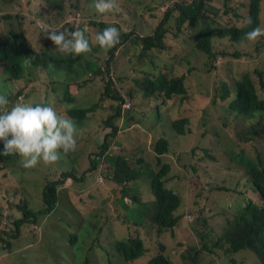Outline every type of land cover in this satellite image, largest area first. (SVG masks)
I'll list each match as a JSON object with an SVG mask.
<instances>
[{"label": "trees", "instance_id": "16d2710c", "mask_svg": "<svg viewBox=\"0 0 264 264\" xmlns=\"http://www.w3.org/2000/svg\"><path fill=\"white\" fill-rule=\"evenodd\" d=\"M5 1L19 3V0ZM53 1L63 4L61 12L76 11L72 9L69 0ZM86 1L88 5H92L94 0ZM116 1L123 5L126 0ZM127 1L128 4L123 5L126 6L124 10L123 6L116 10L115 19L112 21L86 17L83 13L81 21L76 26H71L72 31L80 29L84 32L87 27H101L102 31L107 22H111L121 32L119 42L107 49V59L104 62L99 60V56L96 61L80 56L86 61H80L83 68L95 72V75L90 74L89 81L98 76L102 78L100 96L93 102L83 105L74 99L70 88H66L63 96L54 89V94L49 92L38 102L32 103L28 100L27 89L36 79L50 86L51 71H46L45 68L50 63H55L59 56L52 54L56 46L48 39L44 30L55 28L64 31L55 27L61 14L46 17L43 9H37L41 25L36 26V29L46 34L43 50L36 49L25 40V43L19 42L15 48L4 49L0 54V61H8L16 71V60L23 52H27L31 64L34 65L28 71L27 68L13 75L11 81L25 80L15 92L9 86L0 88V93L7 95L9 100L6 108L16 103L51 105L60 114H66L73 119L77 139L76 149L67 153L61 151L58 159L67 156L72 164L70 168L47 172L44 171L43 161L30 168L38 171L45 181L42 192L43 205L32 207L28 199L19 204L22 216L15 220L14 232H0V260L8 257L14 247V251L22 253L18 258L11 259L8 264H30L27 258L29 252L34 264H46L48 253L43 252L40 244L44 235H48L46 240L52 245L51 257L63 254L67 245L75 246L82 238L83 244H98L110 255V250L102 243V235L111 229L117 236L113 242L114 250L130 264H210L212 260L207 258V252L217 250L221 255L234 259L237 252L245 249L255 252L264 264V159L260 148L253 144L264 136V98L258 87V84H261L264 88V69H257L260 76L258 81L253 78L251 71L234 74L228 78H215L211 104L201 110H205V114L213 123L221 121L222 128L213 129L212 132L220 144L224 143V138L230 141L228 145H223L226 148L224 166L233 168V161L244 171L243 183L245 186H251L255 198L239 211L226 217V225L221 235L212 231L215 246L212 247L202 238L203 246L199 247V243L194 242L185 247L186 240L178 238V229L185 215L192 213L196 218V213L193 212H196L195 204L201 195L198 190L199 182L205 176V167L210 162L202 160L204 157L216 161L219 159L208 144L210 138L206 136L210 129L199 138H193L196 134L192 119L194 98L199 97L204 101L203 98L208 97L205 91L202 93L191 89V82L196 78L199 83L200 72L204 69L224 70V66L220 67L216 63L220 57L253 58L255 53L263 50L264 42L261 43L260 39L264 35L256 38L259 42L256 43L255 49L249 48L252 40L245 37V33L253 28H262L263 0L239 3H234L235 0L232 3L231 0H220L221 3L219 0H193L187 3L176 2L174 8H171L166 0ZM216 3H220V6L216 7ZM155 10H163V14L159 16L158 23L152 27L151 32L143 36L144 22L146 20L147 26L149 17H157ZM219 11L220 14L226 15L222 21L218 20ZM102 15L106 16L107 12ZM248 17L252 18L251 24L246 23ZM237 18L244 23L237 25ZM32 21L36 19L33 18ZM187 30L193 33L196 41L190 50L185 51L184 42L177 36ZM139 40L142 44L139 53L117 60L126 48ZM90 43L96 51L102 49L95 43V37ZM238 43H244L245 47L232 49V45ZM153 54H163V58L156 61L151 57ZM155 63H158V69L152 67ZM39 65L42 67H36ZM145 66L148 68L144 69ZM138 70L144 73L143 76H135ZM131 77L143 92L140 94L141 98H148L152 111L158 114L160 120L168 117L169 121L163 118L160 122L157 118L153 125L148 126V131L143 133L135 128L134 117L129 116L130 113L126 110L129 109V103L130 107L133 104L134 109V100L139 97L134 86L126 82ZM108 99L113 101L114 110L106 117L95 114L98 108L107 107V102L104 101ZM128 100L131 102H127ZM215 115L218 117L215 118ZM205 124L209 125L210 122L205 119ZM108 128L110 134L106 135L104 143L99 145L96 136ZM231 131L233 134H230ZM108 137L116 139L117 143L119 140L123 145L116 143L114 158L99 160L100 148L102 153L109 148L106 142ZM252 146L255 147V155L248 152ZM2 147L0 143V148ZM150 149H153L152 156L157 165L149 170V174L142 175L140 168L146 162V151ZM199 164L204 169L199 170ZM0 171V178L6 179L9 186L16 185L17 181H26V170L18 154L0 155ZM16 172L19 173L18 176ZM99 175L113 182L114 187L107 189L104 186L98 190L101 185L98 182ZM144 176L147 178L144 179ZM2 188L3 186L0 191ZM143 188L146 192H143ZM223 189L229 190L231 187L224 186ZM82 190L85 191L81 192ZM108 192L112 194V200L102 197ZM122 198L127 199L129 205H126ZM121 199L128 210L121 206ZM98 206L104 207V210L103 216L96 218L94 210L98 209ZM5 208V204L0 206V216H3ZM73 210L84 215V221L78 231L70 230L66 235L42 232L31 240L28 247L32 248L25 252L15 245L14 241L20 235L24 224L36 223L41 215L45 214L49 215L45 227H62L67 224L62 211H68L71 215ZM55 213L61 216L57 222H51L50 218ZM201 220L207 222L205 216L199 215L196 224ZM196 233L202 236L201 230L197 228ZM3 250L6 252L1 253Z\"/></svg>", "mask_w": 264, "mask_h": 264}, {"label": "rangeland", "instance_id": "374dc122", "mask_svg": "<svg viewBox=\"0 0 264 264\" xmlns=\"http://www.w3.org/2000/svg\"><path fill=\"white\" fill-rule=\"evenodd\" d=\"M190 1L193 0H166V3L170 5L171 8H174L176 2L187 3ZM241 1L248 2L249 0H235L234 3H239ZM69 2L73 6L72 9L76 10L75 13H71L70 11H68L67 13L66 11L61 12V7L63 6V4L61 2L59 4H56L53 0H30V3H28V0H19V3L17 4H13L5 0H0V39L5 37L6 34H8L11 30H15L18 33L22 34L25 39L31 44V46L35 47L38 50H43V43L46 34H42L40 30L36 29V26L41 25L39 23L41 21V17L37 14L38 8L45 11L46 17L61 14V18L57 21L55 27L62 28L68 33L72 31L71 26H76V24L81 21L83 13L86 17H96L97 19L104 18L108 21H112L115 19V15L107 14L106 16H103L102 14H98L94 8V2L92 5H88L86 0H69ZM219 2L221 3L220 0ZM232 2L233 0L230 1V3ZM220 3H216L215 6L219 7ZM126 4H128L127 0L123 2V5ZM125 7L126 6H123V10L125 9ZM28 9H30L31 12L28 13ZM213 9L216 11L215 7H213ZM154 13L157 14V17H149L147 26L145 25L146 20L144 22L143 36H146L149 32H151L152 27L158 23L159 16L163 14V10H155ZM262 14L263 20L261 24L262 28H264V0L262 3ZM25 17H27L28 19H25ZM33 18H35L36 21L33 22ZM225 18L226 15L224 13L220 14L219 11L218 20L222 21ZM243 23L244 22L242 20L237 18V25H242ZM87 29L92 30L93 28L87 27ZM177 38L180 41L184 42L185 51L190 50L196 41V37L190 30H187L186 32L180 34L179 36H177ZM256 40L257 39L252 40V44L249 46L250 49H255L256 43L259 42V40ZM260 40H262L261 43H263L264 37ZM244 47V43L232 45V49ZM141 49L142 44L141 40H139L136 44H133L126 48V50L123 51L122 56H120L117 60L133 53H139ZM106 51L107 50L103 48L97 51L96 56L93 58L94 61H96V57L99 56V60L101 62H104L107 59ZM52 54L54 56L66 55L58 52L57 49H54ZM151 57L156 59V61H161V59L163 58V54H153ZM88 59L92 58L88 56ZM23 60L25 62V59ZM216 63H218L220 67L224 66V70L218 71L210 68L204 69L200 72L199 83L197 82L196 78H194L191 82V89L198 90L202 93H204L205 91V94L208 97L203 98L204 101L200 100L199 97L194 98L192 106L194 116L192 117V119L196 134L193 138H199L206 132L207 129H210V132L206 136L207 138H210L208 139V144L209 146H211L214 153L219 156V159L216 161L215 159L210 160L204 157V159L202 160V162H210H208L205 167V176L199 182L198 190L201 192V195L199 200H197V203L195 204L196 212H193L196 213V218L195 214L191 213L192 219L195 218V220H190L189 213H187L185 215V218L182 220L180 228L178 229V238L186 240L185 247L191 246L194 242L199 243V247L203 246V240H201L202 238L207 241L212 247L215 246L212 231L217 235H221L223 233V227L226 225V217L231 216L235 212L239 211L247 203L255 198L251 192V186H245L243 183L244 171L240 169V167L235 165L233 161H231V165H233V168H226L224 166V163L226 162V148H224L223 145H228L230 141L228 138H224V143L220 144L218 139L213 135L212 132L213 129L222 128L221 121L217 120L213 123L212 120H209L208 116L205 114V110H201L202 108L204 109L205 106H209L211 104L210 100L213 97V83L215 78H228L229 76H232L234 74H243L245 71H251L253 73V78L258 81V78H260V76L257 73V69H264V48L260 52L255 53V57L253 58L246 56H242L240 58H235L233 56H229L226 58L220 57L217 59ZM55 64L56 63H50L48 66H46V71H52L53 65ZM78 64L79 61L69 67L68 64L65 63L63 64L62 69L58 71V73L63 78H71V76L73 75V71L76 68H79ZM38 67L42 66L39 65ZM152 67L158 69V63H155V65ZM147 68V66L144 67V69ZM83 71L85 74L84 78H75L71 80L68 87L65 86V83L54 81V78H49L50 86H47L46 84L39 81V79H36L27 89V94L29 96L28 100H30L31 102L40 101L43 97L48 95L49 92L50 94H54L55 90L60 94V96H63L66 88H70L72 90V93L74 94V99L79 100L80 103H83V105L85 103H90L97 100L100 96L102 78L98 76L93 81H89L88 77L90 76L91 71L88 69H84ZM1 73L2 67L0 66V77ZM91 74L94 73L92 72ZM143 74L144 73L141 70H138L135 76L141 77L143 76ZM63 78L55 79L61 80ZM24 81L25 80L10 82L7 84V86H9L12 91L15 92L18 86H20V84H22ZM126 82L134 86L135 90L139 94L138 99L134 100L136 105L135 108L132 109V104L131 107L126 110L129 111V116L134 117L135 128H137L142 133L146 132L148 131V126L153 125L157 121V118L159 120L160 118L158 117V114L152 111L151 106H149L150 102L148 98H141L140 94L143 92L135 84L133 77L128 79ZM258 87L260 89L261 96L264 98V88L261 86V84H258ZM104 102H107V107L105 109L98 108L95 112V114H97L98 116L106 117L108 116V114H110V112L114 110V108L112 107V100L108 99ZM127 102L131 101L128 100ZM217 117L218 115H215V118ZM163 118H166L169 121L168 117ZM163 118H161V120ZM205 119L210 122L209 125L205 124ZM188 127L190 128L189 125ZM109 130L110 128L102 130L96 136V140L98 141L99 145L101 139L105 136V134L107 132H110ZM230 134H233V132L231 131ZM113 141L114 139L112 137H108L109 144H112ZM117 144L120 146L123 145V143L119 140ZM253 144H256L260 148V153L264 159V136L259 138L258 141ZM152 150L153 149H150L145 153L146 162L143 163V166L140 168V170L142 171V175L149 174V170H152L155 165H157L155 164V161L153 159ZM248 152H251L253 155H255V147L252 146L251 148H249ZM44 165V171L52 172L53 170H56L58 168H61L63 170L70 168L72 164L68 157L64 156L61 160H57L50 164L44 163ZM198 168L199 170L204 169L200 164L198 165ZM187 170L189 171L190 169ZM15 174L17 176L19 175V173L17 172ZM25 174L26 181H17L16 185L12 186H9L6 183V179L0 178V187L3 186L0 191V206L2 204H5L6 208H8L10 212H13V214H11V217L14 220H17L22 216V213L19 210L18 206L19 204H23L26 199H28V202L32 207L33 205L36 207L39 205H43L42 192L45 185L43 176L35 170L25 172ZM101 177V175L98 176V182L101 183L98 190H101L104 186H106L107 189H112L114 187L113 182L105 180L104 177L101 180ZM143 178L146 179L147 177L144 176ZM224 186H229L231 187V189L225 190L223 189ZM83 191L85 190H82L81 192ZM143 192H146L144 188ZM102 197H105L108 200H112L113 198L110 192L104 193ZM94 199L96 201V197H94ZM122 199L120 200L121 206L124 208V210H128L123 205ZM123 202L126 205H129V201L127 199H123ZM103 210L104 207L102 206H98V209L95 208L94 211L97 214L96 218L98 216H103ZM62 212L65 223L67 222L66 225L58 228H47L45 227V224L47 223L49 217L47 218V215L45 214L41 215V219L38 223H28L23 225L20 235H18L17 239L14 241L15 245L19 246L21 250L25 252L28 248H32L28 247V244H30L31 240L41 235L42 232L66 235L70 230L78 231L80 224L84 221V215L80 214L76 210H73L71 212V215L68 211ZM199 215L205 216L207 218V222L201 220L199 224H196V219ZM60 216L61 215L59 213H55L50 218V221L57 222ZM12 218H9V225L7 227V230L10 232H14L15 230V224ZM189 221L192 222L189 223ZM196 228L201 230V237L196 233ZM116 237L117 236L113 234V231L111 229L106 230L102 235V243L107 249L110 250V255H107L105 248L98 244H94L93 246L83 244V238L75 246L67 245L64 252H62L63 254H57L54 257H51L50 254L52 245L49 243V241L46 240V238H49L48 235H44L43 237H41L40 244L43 252L46 251V253H48V261L46 264H130V262L124 260L119 252L114 250L113 242L115 241ZM14 250L15 248L13 247V252L8 253V257L0 260V264H8L11 259H16L21 255L22 252H17ZM4 252H6V250H3L1 253ZM207 253V258L209 260H212L210 264H262L258 255L248 249L240 250L239 252H237V255L234 257V259L221 255L217 250H213L212 252ZM27 258L28 260H30V264H34V259L33 261L31 259V252L28 253Z\"/></svg>", "mask_w": 264, "mask_h": 264}, {"label": "clouds", "instance_id": "9594fccd", "mask_svg": "<svg viewBox=\"0 0 264 264\" xmlns=\"http://www.w3.org/2000/svg\"><path fill=\"white\" fill-rule=\"evenodd\" d=\"M94 8L98 14L107 12L109 15H114L116 10L122 6L121 2L116 0H94ZM247 24L252 23V18L248 17ZM92 30L87 28L84 32L80 29L71 31H60L55 28L45 29L44 33L47 34L56 49H58L64 56H59L53 69L49 74V78H54V81L65 83L68 87L71 80L84 78V68L80 61L86 62L83 57L90 56L94 61L96 56V48H94L90 41L95 37V43L101 48L107 50L112 48L119 42L121 32L120 29L107 22L106 27L101 31V27H92ZM264 35V28L255 27L245 33L248 40H255L257 37ZM25 37L15 30H11L5 37L0 39V54L4 49H13L19 42L25 43ZM71 53V54H67ZM72 56V57H70ZM25 59V62L24 60ZM79 61V68L73 71L71 78H63L58 71L62 69L63 64L67 63L70 67L72 64ZM17 71L8 61H0L2 73L0 77V88L6 87L11 81L13 75L31 69V60L27 52L21 53L17 60ZM38 67V66H36ZM94 71H91V73ZM55 78H63L56 80ZM38 101H32V103ZM9 104L7 95L0 93V143L3 147L0 148V155L18 154L21 157V164L26 172L32 171L39 162L43 161L45 164H50L60 158L61 151L67 153L74 151L77 147L76 139V125L72 118L66 114H60L53 106L44 104H31V103H16L10 108H6ZM130 108V103L127 105ZM111 132V131H110ZM107 132L101 139L100 145L105 141ZM107 144L109 148L105 153L99 155V160L114 158V152L117 150L116 139L112 144ZM103 177H101V180ZM49 215H47V218ZM10 210L6 208L3 211V216L0 218V225L6 220L7 224L0 229V232L8 231ZM20 218V217H19ZM13 219V218H12ZM41 219V217H40ZM189 219L192 220V214L189 213ZM40 221V220H39ZM38 221V222H39ZM13 222L15 220L13 219ZM36 222V223H38ZM35 223V224H36ZM15 224V223H14ZM23 227V226H22ZM21 227V231H22ZM20 231V233H21ZM10 232V231H9Z\"/></svg>", "mask_w": 264, "mask_h": 264}, {"label": "built area", "instance_id": "2783aa9c", "mask_svg": "<svg viewBox=\"0 0 264 264\" xmlns=\"http://www.w3.org/2000/svg\"><path fill=\"white\" fill-rule=\"evenodd\" d=\"M7 224V221L5 220L2 225H0V229H2Z\"/></svg>", "mask_w": 264, "mask_h": 264}]
</instances>
